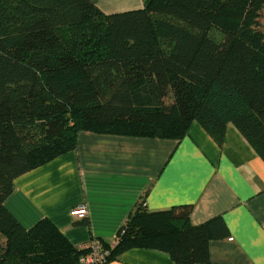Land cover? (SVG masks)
I'll return each mask as SVG.
<instances>
[{
  "label": "trees",
  "instance_id": "trees-1",
  "mask_svg": "<svg viewBox=\"0 0 264 264\" xmlns=\"http://www.w3.org/2000/svg\"><path fill=\"white\" fill-rule=\"evenodd\" d=\"M264 0H149L104 13L91 0H0V264H80L88 251L47 218L5 207L19 175L76 147L80 130L181 139L198 122L221 146L231 123L264 160ZM139 203L105 264L131 248L209 262L221 216ZM87 224L82 218L75 224Z\"/></svg>",
  "mask_w": 264,
  "mask_h": 264
},
{
  "label": "crops",
  "instance_id": "crops-1",
  "mask_svg": "<svg viewBox=\"0 0 264 264\" xmlns=\"http://www.w3.org/2000/svg\"><path fill=\"white\" fill-rule=\"evenodd\" d=\"M104 13L149 0H91ZM4 204L25 228L50 220L76 245L115 243L139 203L148 211L190 204L189 222L221 216L229 234L211 240L209 262L264 264V160L228 123L221 146L192 121L181 139L80 130L76 147L13 181ZM85 206L83 215L74 213ZM87 224H75L82 218ZM105 264H175L160 251L131 248Z\"/></svg>",
  "mask_w": 264,
  "mask_h": 264
},
{
  "label": "built area",
  "instance_id": "built-area-1",
  "mask_svg": "<svg viewBox=\"0 0 264 264\" xmlns=\"http://www.w3.org/2000/svg\"><path fill=\"white\" fill-rule=\"evenodd\" d=\"M74 213L83 215L85 213V206L79 204L74 209ZM88 248V251L79 258L80 264H101L105 260L106 250L102 247L100 240H92L87 245L80 246Z\"/></svg>",
  "mask_w": 264,
  "mask_h": 264
},
{
  "label": "rangeland",
  "instance_id": "rangeland-1",
  "mask_svg": "<svg viewBox=\"0 0 264 264\" xmlns=\"http://www.w3.org/2000/svg\"><path fill=\"white\" fill-rule=\"evenodd\" d=\"M262 21H263V23H264V19H263ZM0 241L3 242V238H2V239L0 238Z\"/></svg>",
  "mask_w": 264,
  "mask_h": 264
}]
</instances>
